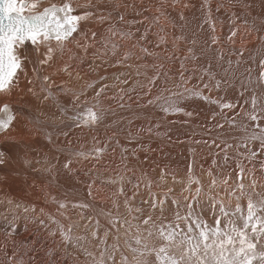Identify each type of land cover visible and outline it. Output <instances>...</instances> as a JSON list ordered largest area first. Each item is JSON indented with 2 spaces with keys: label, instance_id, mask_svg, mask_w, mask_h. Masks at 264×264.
I'll return each mask as SVG.
<instances>
[{
  "label": "bare ground",
  "instance_id": "bare-ground-1",
  "mask_svg": "<svg viewBox=\"0 0 264 264\" xmlns=\"http://www.w3.org/2000/svg\"><path fill=\"white\" fill-rule=\"evenodd\" d=\"M65 2L71 3L76 13L85 10L94 13L87 21L81 22L83 38L73 34L81 44L87 42L88 49L77 48L75 42L69 41L61 52L57 42L52 40L49 42L54 49L51 58L47 64L41 65L39 60L43 58L46 47L41 46L38 54L26 41L23 52L28 59L24 71L19 74V87L10 95H0V108L9 105L16 129L0 134V151L14 161L10 167L0 168L1 254L12 252V241H23L28 250L26 259L35 258L36 264H88L84 259L77 260V247H68L71 255L64 249L67 242L61 238L56 225L50 222L51 215L61 224L72 226L71 242L79 243L83 240L77 237L87 236V242L83 241L85 252L98 257L102 249L99 241L107 231V245H113L117 242L115 238L119 237L120 251L115 255L116 264H120L121 254L131 259L124 241L129 239L126 231L134 234L135 229L129 230L126 224L114 228L112 221L132 220L133 216L140 215L134 211L136 207L147 209L143 201L149 199V191L145 187L148 181L152 182V191L157 196H162L169 187L173 189L166 203V215L173 216L177 209L171 200L175 198L183 205V196L189 195L182 193L189 164L193 165L194 176L203 185L196 211L209 222L213 219V212L208 196L218 193L225 197V185L220 181L230 176L228 186L235 185L238 162L243 163L246 169H252V173L246 175L245 183L249 184L254 176L257 190H261L259 186L264 185V152H261L258 142L249 146L257 152L252 160L245 159L246 153L240 154L243 149L233 147L228 150L226 161L221 149L210 147L213 140L219 142L224 139L230 144L239 142V131L230 129L227 123L235 113L225 110L221 115L216 105L195 97L181 101L185 111L192 113L190 117L182 113L165 115L158 104L149 105L147 102L165 88L183 92L187 87L202 90L204 95L213 99L219 97L248 107L240 97V79L243 78L241 74L247 75L245 69L248 67L253 69L254 77L258 74L257 49L261 46L259 37L264 36V31H256L251 24L255 19L256 27L264 28L261 25L264 0H247L250 5L247 10L237 0H207V4L205 0H43L37 11ZM209 14L214 32L206 22ZM101 16L106 18L103 22ZM246 19L248 24H245ZM111 25L131 33V39L117 36L113 38L117 43L115 49L111 44L105 47V37ZM232 31L237 34L229 40ZM177 36L183 39L176 40ZM213 36L217 38L216 44L211 43ZM142 48L147 51H142ZM189 48L193 50L191 54L187 51ZM237 59L241 60L240 65L235 63ZM182 61L185 65L183 80L180 75ZM229 61H232L231 65ZM205 69L210 70L215 79L230 80L231 84L222 83L219 90L214 86L205 89V83H215L209 80ZM158 73L157 83L150 84V79ZM233 73L237 79H232ZM44 76L49 77L47 83ZM177 83L182 86L176 88ZM28 88H32L35 94L28 92ZM101 88L104 92L99 97V106L105 112L103 121L92 129L75 127L67 118L75 112L74 96L83 92L81 101L87 100L91 106L96 103L95 93ZM42 89L51 91L56 100L68 108V114L61 116L52 100L43 101L46 92ZM163 94L167 96L170 93L165 91ZM249 95L246 92L245 98ZM235 112L239 113L240 107ZM37 116L44 121L42 126L29 123L30 118ZM217 124H224V128H217ZM22 127L23 136L19 135ZM61 130L67 131L68 135H62ZM46 132L53 133L54 143H48ZM19 144H30L33 150L18 147ZM105 145L107 150L98 157L83 159L71 155ZM45 156L57 164L59 172L55 178L42 170L47 165L35 163L37 158L43 161ZM53 156L58 157V162L52 159ZM25 159L31 164L25 165ZM67 159H72L71 171L62 167ZM209 172L213 173L218 184L212 192H209L212 179ZM121 176L124 177L122 182L119 180ZM137 183L140 187L133 197ZM88 185H92L91 189ZM121 187L124 194L120 192ZM126 197L129 198L128 206L125 205ZM9 200L12 204L8 203ZM59 201L66 204L65 209H58ZM73 203H87L91 208H74ZM25 207L29 209L27 213L24 212ZM128 207L133 208L131 214ZM17 213L15 234L7 238L4 232L10 230L8 221ZM39 220H44L45 225L41 226ZM137 222L132 220L133 224ZM52 231H56L55 236L50 235ZM93 232L97 233L96 237L92 236ZM49 250L52 254L46 256Z\"/></svg>",
  "mask_w": 264,
  "mask_h": 264
},
{
  "label": "snow or ice",
  "instance_id": "snow-or-ice-1",
  "mask_svg": "<svg viewBox=\"0 0 264 264\" xmlns=\"http://www.w3.org/2000/svg\"><path fill=\"white\" fill-rule=\"evenodd\" d=\"M41 3H43V0H0V95H10L14 89L19 87V74L24 71L25 62L28 59L23 52L26 41L31 43L33 51L38 54L41 46L46 47L43 58L39 60L41 65L47 64L51 58L54 49L49 42L52 40L57 42L61 52L64 51L65 43L69 41L75 42L77 48L87 50L89 47L87 42L81 44L80 40H77L73 34H79L83 38L81 22L87 21L92 17L94 15L93 11L85 10L82 13H76L74 6L68 2L63 3L62 6L52 4L49 7H45L43 11H37ZM237 3L243 9L247 10L250 8L247 0H237ZM205 4H207V0H205ZM26 12L27 14H25ZM104 19L106 18L100 17L101 22ZM120 19L123 20V16ZM180 19H184L183 15H181ZM206 22L212 27V31L214 32L215 27L212 25L210 14L206 18ZM245 24H248L247 19L245 20ZM261 25H264V19H261ZM251 27L258 32L264 31V28L256 27L255 19H253ZM107 31L108 35L104 41L105 47L111 44L112 49L117 47V43L113 39L114 37L119 36L121 39H131L132 35L131 33L120 31L115 25L109 26ZM236 34V31H232L228 39L232 40ZM175 39L181 40L183 37L177 36ZM259 39L261 46L257 49L259 56L258 74L254 77L253 69L248 67L245 69L247 75L241 74L243 78L240 79L242 89L240 97L244 98V105L248 107L240 106L238 103L226 101L219 97L213 99L211 96L204 95L202 90L187 87L184 88L183 92H173L165 88L154 99L148 100L147 103L149 105L158 104L160 110L165 115L182 113L190 117L192 113L185 111L184 107L181 106V101L182 99L195 97L206 103L216 105L221 110V115L224 114L225 110L235 113L231 119L227 120V123L230 129L239 131V142L230 144L224 139L219 140V142L213 140L210 147L214 146L221 149L225 153L226 161L228 159V150L233 147L243 149V153L240 154L244 155L246 153L245 159H254L257 156V152L250 148V145L258 142L261 152H264V124L261 123L264 122V36H260ZM211 43H217L215 36L211 38ZM141 50L147 51L144 48ZM187 51L190 54L193 52L191 48ZM240 56H243L242 51ZM125 59H127V56ZM192 59H195L194 55H192ZM252 59L255 60L256 58L252 57ZM231 63L232 61H229V65ZM235 63L240 65L241 60L237 59ZM157 67L161 68L162 66ZM180 67L182 70L180 75L183 80V69L185 67L183 61ZM64 70H68L67 66H65ZM204 71L210 81H215L214 85L205 83L203 85L205 89L214 86L216 90H219L222 83L231 84L230 80L215 79L208 69ZM163 74L167 75V73ZM159 78L160 74L158 73L150 79L149 83L155 85ZM232 79H237L235 73L232 74ZM43 80L47 83L49 77L44 76ZM181 86L180 83L175 85L176 88H180ZM88 87L91 88L92 85L89 84ZM27 91L33 93V95L35 94L32 88H28ZM42 91L46 92L43 101L52 100L61 116L68 114V108L60 104L51 91L47 89H42ZM165 91L170 94L165 96L163 94ZM103 92L104 88L96 91L94 97L96 103L91 106H88L87 100L81 101V96L84 95L83 92L74 96L72 103L75 112L72 115H67V118L73 122L75 127L92 129L103 121L105 112L99 106V97ZM246 92H249L250 95L245 98ZM238 107H240V112L236 113L235 110ZM13 121V113L9 105L5 104L0 108V134L16 130L13 126ZM29 123L42 126L44 121L40 120L37 116L30 118ZM216 127L223 129L224 124H217ZM148 131L151 132L152 129L149 128ZM24 134L25 132L22 127L19 130V135L23 136ZM61 134L64 136L68 135L67 131L64 130H61ZM156 134L160 135V133ZM46 139L49 144L54 143L53 133L46 132ZM197 143H200V141H197ZM204 143L207 144L208 142L205 141ZM18 147L29 151L33 150L30 144H19ZM106 150L107 146L105 145L103 147H96L90 152L78 151L71 155L77 158L90 159L98 157ZM52 159L58 162V157L53 156ZM13 163L12 157L4 151H0V168H8ZM35 163L47 165L42 170L53 174V178L59 172L57 164L51 163L48 156H45L43 161L37 158ZM213 163L215 164V161ZM24 164L30 165L31 161L25 159ZM71 164L72 159H67L62 167L65 170L71 171ZM236 167L238 169L236 173L237 182L233 187L228 186L229 179H231L230 176L220 181L221 184L225 185L224 192L226 198L219 196L218 193L215 196H208L213 212L211 222L205 220L196 211L203 193V185L194 176L192 164L187 166L186 183L182 189V193L186 192L189 195L183 196L185 201L183 205L175 198L171 200V203L177 209L171 217L166 215V203L169 193H172L173 189L169 187L162 196H157L152 191V182L148 181L145 187L149 191V199L143 201L148 207L147 209L136 207L134 211L140 215L132 217V220L138 222L133 224L132 220L119 221L118 219L112 221L114 228L118 229L126 224L129 230L135 229L134 234L131 231H126V235L131 237V243L127 239L124 241L128 251L132 254L131 259L127 255L121 254L120 264H264V185L259 186L261 190H257L258 183L254 176L251 182L246 184V175H250L252 169H246L241 162H238ZM262 169H264V164H262ZM39 170L41 169H37V171ZM208 175L212 177L209 184V192H212L218 187V184L212 172H209ZM123 179V176L119 177L121 182ZM173 182H176L175 176L173 177ZM193 185H195L194 189ZM88 187L91 189L92 185H88ZM139 187V183L134 185L133 197L136 195V190ZM120 192L124 194L123 187H121ZM88 195L91 196V191H89ZM53 201L57 202L55 197H53ZM8 203L12 204V201L9 200ZM125 205H129V198L127 197L125 198ZM72 206L79 209L91 208V205L87 203H73ZM16 207L19 208L20 205H16ZM65 208L66 204L63 201H59L58 209L62 210ZM28 211L29 209L25 207L24 212L27 213ZM132 211L133 208L128 207L129 214ZM16 216H18V213L14 214V218L11 221H8L10 230L4 232L7 238H11L15 234ZM49 220L52 224L56 225V230L59 231L61 238L65 242L72 241L71 225L65 226L61 224L51 215L49 216ZM39 224L44 226L45 221L39 220ZM50 235L55 236L56 231L50 232ZM108 235L109 233L106 231L104 238L99 241L100 245L105 246L100 249L98 257L91 252H86V255L92 257V264H108V262L116 264L115 253L120 251L119 237L115 238L116 243L107 245ZM92 236L96 237L97 233L93 232ZM77 239H83V237H77ZM12 244V252L10 254L5 253L0 258V264H36L35 258L26 259L28 250L23 241H12ZM31 251H35V249ZM51 254V250H49L48 255L51 256Z\"/></svg>",
  "mask_w": 264,
  "mask_h": 264
},
{
  "label": "rangeland",
  "instance_id": "rangeland-1",
  "mask_svg": "<svg viewBox=\"0 0 264 264\" xmlns=\"http://www.w3.org/2000/svg\"><path fill=\"white\" fill-rule=\"evenodd\" d=\"M85 1H87V0H85ZM60 6H62V3H60ZM25 14H27V12L25 13ZM127 237H129V239H128V241H129V243H131V237L130 236H127ZM83 241H85V242H87V240H88V238H87V236H85V237H83V239H82ZM83 241H81V242H79V243H73V242H67V244L65 245V250L68 252L69 251V249L70 248H68L69 246H71V247H77V249H78V255H79V257L77 258V260H85L86 262H88V264H91L92 263V258H90V256H88V255H86V252L84 251V245H85V243L83 242ZM95 241V240H94ZM82 244V245H81ZM105 245H102V248L104 247ZM133 246H135V245H133ZM80 247V248H79ZM82 247V248H81ZM127 250H128V248H127ZM129 252V251H128ZM69 253V252H68ZM117 253V252H116ZM116 253H115V255H116ZM70 255H71V253H69ZM68 254V255H69ZM129 254H130V256L132 255L130 252H129ZM48 255V252L46 253V256ZM4 256V254H1L0 253V258H2ZM73 256V255H72ZM87 256V257H86ZM90 259V260H89ZM89 260V261H88ZM91 261V262H90ZM108 264H111V262H108Z\"/></svg>",
  "mask_w": 264,
  "mask_h": 264
}]
</instances>
